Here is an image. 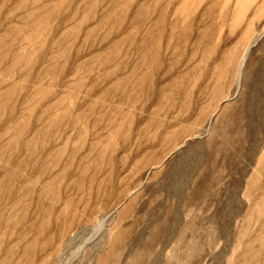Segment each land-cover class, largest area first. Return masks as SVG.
Masks as SVG:
<instances>
[{
  "label": "rangeland",
  "instance_id": "rangeland-1",
  "mask_svg": "<svg viewBox=\"0 0 264 264\" xmlns=\"http://www.w3.org/2000/svg\"><path fill=\"white\" fill-rule=\"evenodd\" d=\"M0 264H264V0H0Z\"/></svg>",
  "mask_w": 264,
  "mask_h": 264
},
{
  "label": "bare ground",
  "instance_id": "bare-ground-1",
  "mask_svg": "<svg viewBox=\"0 0 264 264\" xmlns=\"http://www.w3.org/2000/svg\"><path fill=\"white\" fill-rule=\"evenodd\" d=\"M245 61H246V57L244 58V60H243V63H242V68H241V71H240V78H241V76L243 75V66H244V64H245ZM241 81V80H240ZM240 83V82H239ZM210 132V131H209ZM137 255V254H136Z\"/></svg>",
  "mask_w": 264,
  "mask_h": 264
}]
</instances>
